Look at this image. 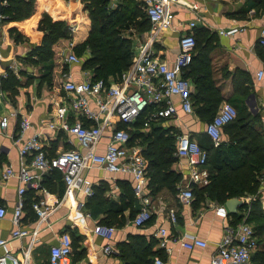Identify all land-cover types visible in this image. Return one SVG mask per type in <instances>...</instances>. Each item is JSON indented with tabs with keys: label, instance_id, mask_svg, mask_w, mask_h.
Segmentation results:
<instances>
[{
	"label": "crops",
	"instance_id": "1",
	"mask_svg": "<svg viewBox=\"0 0 264 264\" xmlns=\"http://www.w3.org/2000/svg\"><path fill=\"white\" fill-rule=\"evenodd\" d=\"M119 1L112 8L116 7ZM138 1L142 6V0ZM178 1L171 5L174 13L172 27L161 30L152 43L153 55L169 63L177 53L179 35L189 31L187 28L189 22H195L193 32L206 29L214 36L213 41L208 45V59L211 77L223 93V100L219 105L230 103L236 107L245 106L251 113L258 112L260 116L258 128L260 127L264 133V49L258 43L261 31L264 30V12L255 13L253 8H250L244 13H239L237 10L240 6L237 2L240 0ZM191 4H195L196 9L190 8ZM43 13H47L52 20L64 21L68 27L76 25L77 30L73 34L69 33V40H72L74 44L83 41L90 30V19L84 10L82 0H38L28 18L20 21L2 22L0 54L5 66L9 64L16 66L9 72L16 77L19 85L14 94L0 88V117L11 111L16 112V116L9 118L6 129L0 131L2 154L0 170L6 166H11L15 171L18 169V145L37 132L41 134L48 156H53L72 146L82 149L74 138L71 137V141L66 140L65 135H56L46 126L53 116L54 104L62 94V74L68 73L75 80L89 77L86 75L89 72L82 69L81 64L65 62L64 48L69 40L66 42V39H59L51 46V49L61 57L56 60L57 64L53 63L54 75L50 84L40 80L43 65L36 66L25 60L27 53L38 45L42 38L43 32L37 28V24ZM11 26L16 27L22 34V39L18 42H15L7 32ZM229 27H237L239 30L232 35L219 33L220 29ZM123 34L131 39L136 52L138 46L148 39L149 30L139 32L134 28H129ZM192 53L195 55L197 51L194 49ZM260 70L263 71V74L261 78H257V73ZM189 81L192 88L193 82L191 79ZM235 85L236 87L248 86L249 94L244 96L234 92ZM251 95H254L252 99L256 103L257 111L250 108L248 99ZM172 100L176 104L178 103L177 96H172ZM22 117L29 120L31 127L23 132L18 143L13 144V138L16 137L18 124ZM205 124L193 106L190 114H186L178 108L177 117L169 121L167 126L172 127L177 134L188 133L199 141L205 135ZM149 128L150 124L147 128L142 127V130L147 132ZM54 135L56 136L53 138ZM106 138L107 136L102 137L101 144L97 147L98 151L103 150ZM221 138L228 142L229 137L223 131V127L221 128ZM176 159L174 170L179 172L182 177L176 185L177 191L172 194L164 187L156 193L150 194L148 188L154 209L150 220L144 226L137 228L131 224V219L138 209V201L133 197L131 175L90 168L85 169L81 175L84 179L83 187L88 185L91 194L86 196L83 189L72 190L75 201H84V205L78 210L69 209L65 201H61L65 191L62 179L60 187L63 190L60 194L58 192L59 185L57 183L53 185L50 182V187L55 191L47 189L48 201L53 204L54 209L47 220L40 224L39 232L34 238L25 236L10 239V250L18 254L19 257H22L23 251L28 250L27 264H48L49 247L57 242L61 233L67 232L72 241L71 259L76 263L121 264L119 245L125 242H134L138 246L136 253L138 256L140 253L151 252L154 254L153 257L158 256L171 264H208L216 252L217 242L227 220L216 213L217 206H221V204L209 199L196 204L191 202L189 205L180 202L179 188L186 181L189 168L184 159L177 157ZM17 185L18 180L15 176L0 182V204L6 209L5 216L0 218L1 238L8 239L10 231L14 228L11 223V213L15 205ZM93 192L98 193L94 196ZM34 194L36 197L41 195L45 197V194L35 192ZM28 196H25L20 225L32 229L35 226V214L30 206L33 200ZM262 198L261 204L264 209V197ZM169 206H173L175 209L177 217L175 225L170 224L166 216ZM102 218H105L106 222L114 227L113 235L108 241L113 248V252L109 255L101 253V247L106 240L91 231ZM159 227H164L169 232L165 248L158 245L159 238L155 232ZM185 233L199 236L207 242V245L191 250L182 247L175 237Z\"/></svg>",
	"mask_w": 264,
	"mask_h": 264
},
{
	"label": "built area",
	"instance_id": "2",
	"mask_svg": "<svg viewBox=\"0 0 264 264\" xmlns=\"http://www.w3.org/2000/svg\"><path fill=\"white\" fill-rule=\"evenodd\" d=\"M113 7L118 0H108ZM178 0H142V8L150 23L148 39L140 44L134 52L131 63L121 72L118 81L107 83L103 79H72L68 73L62 74V94L54 104L53 116L46 124L56 135L66 136V140L74 138L78 147H69L53 156H48L45 144L39 132L26 138L18 145V169L11 166L0 170V182L15 176L18 180L15 205L11 213V223L14 228L9 238L0 237V264H27L28 250L23 251L22 257L12 252L9 247L10 239L30 236L34 238L39 232V226L47 220L54 209L48 201L47 189L42 181L51 171H58L65 185L61 201H65L68 208L78 210L84 201H75L73 189H83L86 196L91 194L88 185L83 187L84 179L81 173L85 169L98 168L109 173H127L133 180L132 191L138 201V209L131 219L134 227L144 226L151 218L153 204L147 183V161L144 157L143 146L138 142L130 143L128 126L136 118L147 112L143 127L147 128L150 122H164L177 117L178 108L186 113H192L191 83L182 76L183 69L191 61L195 45L193 28L195 22L188 23L189 31L178 37V50L174 59L167 63L153 55L152 43L161 30L172 27L174 17L171 5ZM190 8L196 9L195 4ZM3 17V15H1ZM76 25L68 27L73 34ZM239 28L229 27L220 29L223 35H232ZM258 43L264 49V30L258 38ZM74 42L69 40L64 48L66 63L80 62V58L73 50ZM16 66H5L0 54V85L7 78L9 71ZM263 71L257 73L261 78ZM172 96L178 97L176 104ZM253 97H249L250 108L257 111ZM145 114V115H146ZM236 109L230 103H222L215 114L205 124L204 133L209 137L213 147L221 144V128L236 117ZM15 111L8 112L0 117V131L7 127ZM125 124L127 128H120L118 124ZM31 127L26 117H22L18 124V132L13 138V144L21 139L25 130ZM54 135L53 138L56 136ZM103 136H107L103 143V150L98 151ZM68 137V138H67ZM72 137V138H71ZM71 143V142H70ZM1 152V150H0ZM174 155L185 160L189 172L186 181L179 188L178 198L182 204L189 205L193 201V186H204L209 182L208 171L205 168L207 152L202 149L197 140L188 133L176 136ZM30 159H27L29 158ZM32 190L35 193L45 194L38 196L31 208L35 214V226L27 229L20 225L25 201V193ZM249 203L251 197L241 198ZM60 201V202H61ZM216 213L227 220L222 235L217 242L216 252L208 264H249L252 254L258 249L255 230L246 220L248 210L243 212V219L232 225L228 222V213L224 205L217 206ZM6 209L0 204V218L5 216ZM76 215V214H74ZM166 216L170 224L175 225L177 217L173 206L167 207ZM92 233L106 240L101 247L103 255L113 252L108 242L114 232V227L104 223H96ZM159 238L158 245L165 248L169 232L159 227L156 232ZM175 240L186 249L203 248L207 242L195 234H182ZM72 243L67 232H63L57 242L49 247L48 264H83L72 262ZM152 264H171L158 256L153 258Z\"/></svg>",
	"mask_w": 264,
	"mask_h": 264
},
{
	"label": "trees",
	"instance_id": "3",
	"mask_svg": "<svg viewBox=\"0 0 264 264\" xmlns=\"http://www.w3.org/2000/svg\"><path fill=\"white\" fill-rule=\"evenodd\" d=\"M37 1L6 0L1 10L3 21H20L28 18ZM82 2L90 19V30L86 38L73 47L78 57L86 49L82 61L80 58L81 68L90 72L93 80L103 79L107 83L112 80L118 81L117 78L129 66L135 52L131 39L124 36L123 32L129 28L139 32L148 31L150 23L146 13L138 0H120L114 8L110 7L108 0H82ZM245 5L246 8L241 6L237 12L244 13L250 8H253L255 13L264 12V0H245ZM37 28L43 32L42 38L40 43L27 53L25 60L35 65L41 63L43 70L40 80L50 84L52 79L50 61L53 53L51 46L59 39H66L67 42L70 39L69 29L64 21L52 20L47 13L42 14ZM7 32L15 42L22 39V34L14 26L9 27ZM193 36L194 49L197 53L195 55L192 53L191 61L183 69L182 76L192 80L190 96L192 107L195 106L201 121L207 123L223 100L219 85L211 77L208 59V45L211 44L214 36L206 29L194 31ZM18 85L16 77L9 72L7 78L1 82L0 88L14 94ZM248 89L246 85L234 86V92L244 96L249 94ZM234 107L237 112L236 117L223 126V131L229 137L228 142L222 140L219 146L213 147L206 134L199 141L197 140L199 146L207 152L205 166L209 182L202 187H193L192 202L196 204L209 199L223 205L228 198L251 197L248 204L244 202L235 213H228V222L232 225L240 222L243 219V212L248 210L247 216L256 222L253 228L260 246V249L252 254L250 261H253V264H264V212L261 204L264 191V133L260 127L258 128L260 123L258 112L251 113L245 106L234 105ZM146 113L145 111L140 114L128 126L130 143L138 140L143 145V153L147 161V187L150 194L164 187L176 193V185L181 179V174L174 170L177 160L174 155L175 135L167 134L174 130L169 127L164 131L161 122L152 121L149 130L145 133L142 127ZM118 127L127 128L125 124L120 123ZM1 156L0 152V158ZM44 177L42 184L46 189L55 191L50 187V182L53 185L57 183L59 194L62 192L61 175L58 171H51ZM97 193L93 192L94 196ZM25 196L33 201L37 198L32 190H28ZM127 199L130 200L128 197ZM99 223L109 225L105 218L100 219ZM119 246L121 264L153 262L154 254L151 252L136 255L138 246L134 242H125Z\"/></svg>",
	"mask_w": 264,
	"mask_h": 264
},
{
	"label": "rangeland",
	"instance_id": "4",
	"mask_svg": "<svg viewBox=\"0 0 264 264\" xmlns=\"http://www.w3.org/2000/svg\"><path fill=\"white\" fill-rule=\"evenodd\" d=\"M238 3V6H244V8H246V5H245V0H240V1H238L237 2ZM18 31V30H17ZM82 42V41H81ZM80 42V43H81ZM57 51H59V49L57 48ZM52 58L53 59H51V61H50V63H51V65L53 66V63L55 64H57V59L59 58V57H61V55L59 56V55H57V53H55L54 52V50H52ZM84 54H86V49L84 50V51H82V54L81 55H79V58H81V61H82V57H83V55ZM57 55V56H56ZM81 64V62L79 63V65ZM38 65H41V63H39V64H37L36 66H38ZM43 70V69H42ZM42 70H41V72H42ZM53 75H54V72L52 71V69H51V78L53 77ZM86 75H88V76H90L91 75V73L89 72V73H87ZM172 120V119H171ZM171 120H166V121H164V122H161L162 123V128L164 129V131H167L168 130V123H169V121H171ZM203 122V124H205L206 122L205 121H202ZM145 133H146V131H145ZM168 135H170V134H172V135H175V136H177L178 134L175 132V131H172V133H167ZM194 139H196V138H194ZM196 140H198V139H196ZM205 168L207 169V167L205 166ZM182 178V177H181ZM181 181V179L179 180V182ZM178 182V183H179ZM172 193V192H171ZM172 194H175V193H172ZM262 197H264V191H263V195H262ZM261 197V200L263 199ZM262 209H263V207H262ZM263 212H264V209H263ZM245 220L250 224V225H252V226H255L256 225V222H254V220L253 219H250V216H246V218H245ZM261 236V235H260ZM249 264H253V261H250V263Z\"/></svg>",
	"mask_w": 264,
	"mask_h": 264
},
{
	"label": "water",
	"instance_id": "5",
	"mask_svg": "<svg viewBox=\"0 0 264 264\" xmlns=\"http://www.w3.org/2000/svg\"><path fill=\"white\" fill-rule=\"evenodd\" d=\"M5 1L6 0H0V29H1V24L3 22V18L1 15V10L2 7L5 5ZM250 97H254V95H251ZM244 203V200L241 198H228L225 202H224V207L227 210V213H235L237 211V208L239 206H241Z\"/></svg>",
	"mask_w": 264,
	"mask_h": 264
}]
</instances>
